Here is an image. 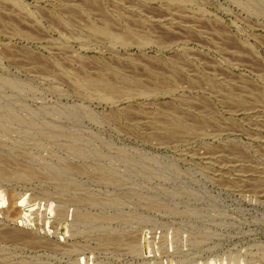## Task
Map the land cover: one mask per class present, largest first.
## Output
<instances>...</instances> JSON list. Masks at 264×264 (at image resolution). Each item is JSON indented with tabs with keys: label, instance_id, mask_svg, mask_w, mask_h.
Segmentation results:
<instances>
[{
	"label": "rangeland",
	"instance_id": "1",
	"mask_svg": "<svg viewBox=\"0 0 264 264\" xmlns=\"http://www.w3.org/2000/svg\"><path fill=\"white\" fill-rule=\"evenodd\" d=\"M0 264H264V0H0Z\"/></svg>",
	"mask_w": 264,
	"mask_h": 264
}]
</instances>
